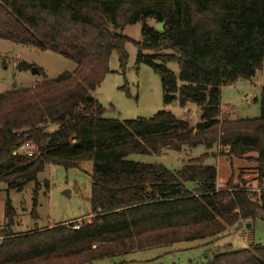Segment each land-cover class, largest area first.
<instances>
[{"label":"trees","instance_id":"16d2710c","mask_svg":"<svg viewBox=\"0 0 264 264\" xmlns=\"http://www.w3.org/2000/svg\"><path fill=\"white\" fill-rule=\"evenodd\" d=\"M148 19L164 22V29ZM138 22L140 42L123 33ZM0 39L77 64L73 72L0 93V181L16 191L36 183L35 214L38 176L47 164L82 168L92 162L88 219L14 233L16 210L7 201L0 264H94L142 249L217 241L240 221L254 226L261 212L264 219V84L259 117L230 118L222 107L224 85L264 68V0H0ZM129 41L139 49V62L161 77L165 105L197 104L198 123L166 109L150 118L105 117L90 91L109 72L114 51L126 66ZM29 141L37 147L31 157L22 150ZM200 145L208 151L180 170L128 159ZM218 147L230 159L258 154L248 158L257 162L259 193L246 182L218 187L217 168L204 163ZM201 264H264V246L230 248Z\"/></svg>","mask_w":264,"mask_h":264},{"label":"rangeland","instance_id":"374dc122","mask_svg":"<svg viewBox=\"0 0 264 264\" xmlns=\"http://www.w3.org/2000/svg\"><path fill=\"white\" fill-rule=\"evenodd\" d=\"M150 25L155 24L148 19ZM142 22L128 24L123 33L133 41L140 42L144 36ZM133 41L126 44L128 61L123 68L119 54L114 51L109 62V72L100 85L90 94L106 109L105 117L119 120L150 118L164 109L172 111L178 118L195 125L201 119L202 109L195 103L183 108L179 105H165L161 77L146 62H139V49ZM27 64L31 67L24 68ZM176 73V63H170ZM77 64L63 55L39 48L0 39V93L17 87H31L45 78L53 79L64 72H73ZM38 68L39 73L32 69ZM264 84V68L252 79H239L222 88V107L230 118H255L261 115V91ZM57 126L52 127L55 130ZM208 150L204 145L180 152L165 151L162 154H132L129 160L144 163H159L171 170H180L191 158L202 156ZM228 150L218 147L205 159L206 165L218 170V187L224 188L228 181L234 184L246 182L247 186L259 193L257 180V153L245 158L230 159L223 155ZM92 162H85L82 168H65L47 164L38 176L42 188L34 212L36 183H30L23 191L8 190L0 181V229L7 224L6 203L11 200L16 210L14 233H24L55 224H76L91 215ZM50 184L47 191L45 183ZM189 186V184H188ZM65 191H68L65 193ZM260 213L254 226L235 227L224 236L214 239H199L180 242L165 247H155L130 252L114 258L97 260L94 264H201L227 249H248L252 244L264 246V219Z\"/></svg>","mask_w":264,"mask_h":264},{"label":"water","instance_id":"95a60500","mask_svg":"<svg viewBox=\"0 0 264 264\" xmlns=\"http://www.w3.org/2000/svg\"><path fill=\"white\" fill-rule=\"evenodd\" d=\"M165 23L161 22V23H157L155 24V27L157 30L162 31L164 29ZM33 73H39V69L38 68H33L32 69ZM174 105H178L177 102L174 103ZM68 191H65V193H67ZM244 226L246 227H252V223H244L242 221L239 222L238 224V228H243Z\"/></svg>","mask_w":264,"mask_h":264},{"label":"built area","instance_id":"2783aa9c","mask_svg":"<svg viewBox=\"0 0 264 264\" xmlns=\"http://www.w3.org/2000/svg\"><path fill=\"white\" fill-rule=\"evenodd\" d=\"M22 150L27 156L31 157L36 153L37 147L33 142L29 141L23 145ZM76 228H78V226H76Z\"/></svg>","mask_w":264,"mask_h":264},{"label":"crops","instance_id":"0c3cea01","mask_svg":"<svg viewBox=\"0 0 264 264\" xmlns=\"http://www.w3.org/2000/svg\"><path fill=\"white\" fill-rule=\"evenodd\" d=\"M90 217H91V215H90ZM90 217H89V218H90ZM163 247H165V246H163ZM110 261L112 262V261H114V260H113V259H110Z\"/></svg>","mask_w":264,"mask_h":264}]
</instances>
